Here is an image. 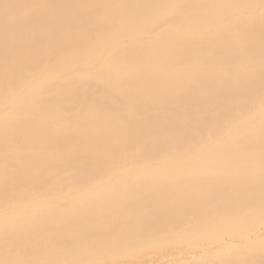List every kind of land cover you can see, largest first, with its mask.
<instances>
[{
  "label": "bare ground",
  "instance_id": "6f19581e",
  "mask_svg": "<svg viewBox=\"0 0 264 264\" xmlns=\"http://www.w3.org/2000/svg\"><path fill=\"white\" fill-rule=\"evenodd\" d=\"M0 264H264V0H0Z\"/></svg>",
  "mask_w": 264,
  "mask_h": 264
},
{
  "label": "rangeland",
  "instance_id": "374dc122",
  "mask_svg": "<svg viewBox=\"0 0 264 264\" xmlns=\"http://www.w3.org/2000/svg\"><path fill=\"white\" fill-rule=\"evenodd\" d=\"M59 202H61V200H60ZM161 251H162V252H164V249H163V250H162V249H159V251H158V252H161Z\"/></svg>",
  "mask_w": 264,
  "mask_h": 264
}]
</instances>
